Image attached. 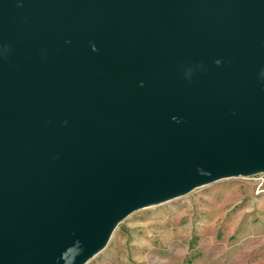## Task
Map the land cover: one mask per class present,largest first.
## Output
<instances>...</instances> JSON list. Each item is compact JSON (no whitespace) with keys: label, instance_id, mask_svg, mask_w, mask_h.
I'll return each mask as SVG.
<instances>
[{"label":"water","instance_id":"water-1","mask_svg":"<svg viewBox=\"0 0 264 264\" xmlns=\"http://www.w3.org/2000/svg\"><path fill=\"white\" fill-rule=\"evenodd\" d=\"M264 174V0H0V264H87L132 213Z\"/></svg>","mask_w":264,"mask_h":264},{"label":"rangeland","instance_id":"rangeland-1","mask_svg":"<svg viewBox=\"0 0 264 264\" xmlns=\"http://www.w3.org/2000/svg\"><path fill=\"white\" fill-rule=\"evenodd\" d=\"M87 264H264V174L132 213Z\"/></svg>","mask_w":264,"mask_h":264},{"label":"built area","instance_id":"built-area-1","mask_svg":"<svg viewBox=\"0 0 264 264\" xmlns=\"http://www.w3.org/2000/svg\"><path fill=\"white\" fill-rule=\"evenodd\" d=\"M250 177H252V176H250ZM245 178H247V177H245Z\"/></svg>","mask_w":264,"mask_h":264}]
</instances>
